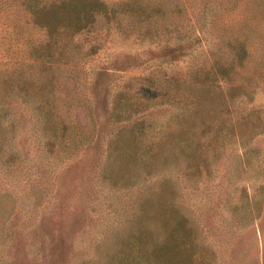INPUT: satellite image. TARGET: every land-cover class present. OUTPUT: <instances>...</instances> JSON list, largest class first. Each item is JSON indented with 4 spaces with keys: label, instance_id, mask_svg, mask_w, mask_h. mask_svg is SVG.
<instances>
[{
    "label": "rangeland",
    "instance_id": "1",
    "mask_svg": "<svg viewBox=\"0 0 264 264\" xmlns=\"http://www.w3.org/2000/svg\"><path fill=\"white\" fill-rule=\"evenodd\" d=\"M241 3L246 13L264 21V0ZM187 27L179 31L188 34ZM5 39L0 44V72L13 69L17 61L15 45L7 47L12 38ZM216 41L209 37L191 54L170 63L149 60L146 70L143 65L115 69L113 61L123 60L125 54L138 60L148 53L143 43L111 33L95 53L80 59L76 70L68 74L69 69L59 65L61 82L46 93L54 104L53 116L72 124L64 140L44 144L32 113L0 111V181L6 174L10 183L8 190L0 183V264L19 263L25 252L36 248L28 237L18 235V250L9 247L5 252L3 225L17 221L23 230L41 212L52 218L46 221L49 228L53 218H61L60 225L67 228L74 214L81 215L72 225L70 241L76 250L67 264H119V259L132 256L142 260L145 248L136 237L139 231H149L160 242L177 217L187 230L189 264H264V109H250L241 93L245 89L255 103L264 105V62L255 73L264 51L253 42L231 82L215 72V61L223 64L230 57L226 46ZM100 68L106 71L100 81L115 90L132 89L142 77H151L156 94L148 102L156 107L147 121L134 128L102 123L100 99L84 91ZM242 73H254V79L239 90L236 81ZM4 82L0 77V93ZM38 88L32 84L29 95L38 94ZM121 102L126 108L134 96L126 95ZM94 104L91 118L87 108ZM120 125L125 128L117 140L113 133ZM109 138L110 173L100 176L101 152ZM67 163V172L54 180L51 169ZM18 177L40 182L36 197L18 188ZM60 183L63 188L58 189ZM144 201V208L156 209V218L138 220ZM48 260L46 253L40 263Z\"/></svg>",
    "mask_w": 264,
    "mask_h": 264
},
{
    "label": "trees",
    "instance_id": "2",
    "mask_svg": "<svg viewBox=\"0 0 264 264\" xmlns=\"http://www.w3.org/2000/svg\"><path fill=\"white\" fill-rule=\"evenodd\" d=\"M241 1L117 0L109 3L104 0H0V44L6 41L5 38L8 40L11 37L7 47L14 44L15 57L17 56L13 69L0 72V77L5 81V87L0 93V111L5 114L14 109L15 113L24 116L32 113L39 137L44 140V144L66 139L65 130L72 124L53 116L54 104L49 100L46 91L50 93L60 84L61 80L59 81L56 71L59 65L66 66L69 69L68 74L76 70L80 59L95 53L111 33L143 43L148 53L146 59L138 60L131 54H125L123 60L113 61L115 69L143 65L144 70L151 64L149 60L156 59L166 63L180 60L191 54L195 47L201 46L207 38L214 36L217 38L216 44L226 46L230 54L229 60L223 64L215 61V72L227 81L234 82L232 78L239 73L236 68L247 59L248 48L252 43L255 42L264 51V21L260 22L246 13ZM224 15H229V18L225 19ZM185 26H188V34L179 31ZM262 60L260 58L255 64L257 74L264 62ZM105 72L104 68L98 69V78L84 89L91 97L100 99L105 112L102 123L122 122L130 128L142 125L150 117L151 109L156 107L148 102V98L156 94V89L150 87L153 84L151 77H142V82L132 89L126 86L124 89L115 90L100 81ZM151 73L152 70L149 71ZM253 74L242 73L240 80L236 81L237 89L240 90L243 84H251ZM32 84L39 86L38 94L34 96L28 93ZM241 93L248 98L250 109H264V105L255 103L253 96L250 97L245 89ZM126 95H133L134 103H129L125 108L121 98ZM86 96L90 98L87 94ZM139 97H143V101ZM96 105L89 106L87 112H95ZM91 114L90 117L93 118ZM123 128L125 127L121 125L115 127V139L120 138ZM69 143L74 142L70 140ZM111 143L109 138L103 144L100 176L110 173L107 164ZM88 144L89 142L84 145ZM68 165L67 163L58 169H51L54 173L53 179L58 180V174L67 172ZM19 179L21 181L18 188L27 193V197H36L35 194L41 187L40 182L28 177H18L17 180ZM0 183L8 190L10 183L6 174ZM58 185V189L63 188L61 183ZM56 193L58 199L59 190ZM146 202L148 201H144V206L139 208V221L143 216L148 219L156 218L154 207V211L144 208ZM48 215L39 213L23 230H20L17 221H7L3 225V234L8 240L4 247L5 252L9 251V247L18 250L21 244L17 239L18 235L28 237L36 246L34 252H25L24 259L16 264H41V256L46 253L49 254L46 264H67V260L74 255L76 246L70 241V235L74 232L72 225L78 218H82L81 215L74 214L73 222L67 228L60 225L61 218H53L50 221L52 226H46V221L52 219ZM178 218L175 219V226L166 228L167 235L160 242H156L149 231H139L136 237L143 240L140 243L145 248L141 254L144 259L137 260L132 256L121 258L118 263L189 264V249L184 244L188 234L183 220ZM167 222L166 218L161 219L162 224L168 225Z\"/></svg>",
    "mask_w": 264,
    "mask_h": 264
}]
</instances>
